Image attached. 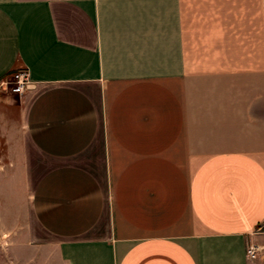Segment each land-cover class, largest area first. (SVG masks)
I'll return each instance as SVG.
<instances>
[{
    "label": "crops",
    "instance_id": "crops-1",
    "mask_svg": "<svg viewBox=\"0 0 264 264\" xmlns=\"http://www.w3.org/2000/svg\"><path fill=\"white\" fill-rule=\"evenodd\" d=\"M20 69L0 264H264V0H0Z\"/></svg>",
    "mask_w": 264,
    "mask_h": 264
},
{
    "label": "built area",
    "instance_id": "built-area-1",
    "mask_svg": "<svg viewBox=\"0 0 264 264\" xmlns=\"http://www.w3.org/2000/svg\"><path fill=\"white\" fill-rule=\"evenodd\" d=\"M12 77H14L15 79V86L11 87V89L14 92L20 93L24 90V87H27L30 83L29 80V73H27L26 69H20L18 71L13 72V74L11 75ZM8 81H1L0 82V87L4 88V89H8ZM247 249H246V254L248 256V258L253 259L256 257L258 251H259V247L256 246L255 244L251 245H247Z\"/></svg>",
    "mask_w": 264,
    "mask_h": 264
},
{
    "label": "rangeland",
    "instance_id": "rangeland-1",
    "mask_svg": "<svg viewBox=\"0 0 264 264\" xmlns=\"http://www.w3.org/2000/svg\"><path fill=\"white\" fill-rule=\"evenodd\" d=\"M8 83V89H4L0 87V91L6 92L8 94V96L10 95L11 98L18 103L19 105L24 106V108L28 105V99L31 95V89L30 87H24V90L20 93L14 92L11 87L15 86V79L14 77H9V79L7 80ZM44 168L46 169L47 166L49 165V163L47 162L46 159H44ZM32 184V183H31ZM32 186V185H31Z\"/></svg>",
    "mask_w": 264,
    "mask_h": 264
}]
</instances>
